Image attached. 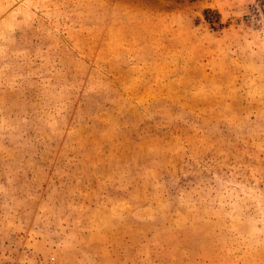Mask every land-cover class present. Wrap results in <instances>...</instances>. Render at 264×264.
Wrapping results in <instances>:
<instances>
[{
    "label": "rangeland",
    "instance_id": "obj_1",
    "mask_svg": "<svg viewBox=\"0 0 264 264\" xmlns=\"http://www.w3.org/2000/svg\"><path fill=\"white\" fill-rule=\"evenodd\" d=\"M0 264H264V0H0Z\"/></svg>",
    "mask_w": 264,
    "mask_h": 264
}]
</instances>
